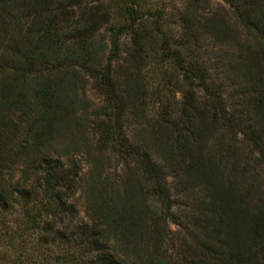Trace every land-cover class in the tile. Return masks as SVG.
<instances>
[{
  "label": "trees",
  "instance_id": "16d2710c",
  "mask_svg": "<svg viewBox=\"0 0 264 264\" xmlns=\"http://www.w3.org/2000/svg\"><path fill=\"white\" fill-rule=\"evenodd\" d=\"M66 2L78 5L77 0H0V48L11 55L9 62L14 63L18 72L15 84L1 92L0 105L11 102L26 110L28 126L19 156L26 173L33 168L39 170L35 172L36 184L28 189L0 187V207L32 209V222L37 230L47 234L44 244L76 240L78 248L86 253L83 255L88 260L86 264H137L144 250L155 249L152 236L160 235L162 220L153 218L145 203L132 202L131 192L137 190L136 185L141 187L139 177L152 186L162 202L169 203L163 166L153 162L156 158L181 176L188 187L200 186L206 193L204 199L211 200L207 211L201 214L202 221H197L199 238L194 252H205L209 258H196L193 264H264V196L256 204L244 206L240 205L241 197L234 193L239 185L236 180L255 190V183L248 180H255L259 168L264 174V22L260 23V36H254L256 48L251 53L254 65L249 68L248 78L244 75L248 86L245 95L250 96L247 110L228 113L220 91H213L206 84L202 67L194 75L193 66L188 65L185 83L191 87L189 82L198 80L197 87L204 92L203 102L210 106L211 113L210 109L200 112L196 99L186 113H180L178 120H172L173 114L163 110L157 115L161 117L159 123H149L142 129V139L148 144L139 145L135 136L130 142L122 132L121 117L126 103L117 89L109 60L101 64L102 48L94 39L98 22L92 18L76 21L66 34L63 32ZM137 7L135 1L125 6L126 24L109 28V57H117L119 37L126 32L133 34L135 27L146 19ZM254 25L259 27V22ZM142 34L134 35L140 50L147 37ZM178 57L181 59L182 55L178 53ZM67 63L87 70L107 103L119 112L113 124L107 122L97 127L98 150L109 148L122 163H133L124 182L123 199L116 196L104 199L105 194L92 186L88 223L73 228L69 235L66 228L64 232L56 228L73 217L67 197L75 185L77 166L70 163L65 168L59 158L49 154V148L70 136L76 125L78 85L77 79L67 73ZM47 67L51 68L49 72ZM60 69L63 71L54 73ZM191 111L196 115L189 116ZM240 121L245 122L243 129ZM234 130L245 131L246 145L235 138ZM251 150H256L257 159H252ZM231 182L235 184L233 187ZM196 210L200 212L199 207ZM130 251L135 255L134 261Z\"/></svg>",
  "mask_w": 264,
  "mask_h": 264
},
{
  "label": "rangeland",
  "instance_id": "374dc122",
  "mask_svg": "<svg viewBox=\"0 0 264 264\" xmlns=\"http://www.w3.org/2000/svg\"><path fill=\"white\" fill-rule=\"evenodd\" d=\"M132 1L137 3V9H140L146 19L135 27L133 34L126 32L119 37V50L114 59L109 57L111 46L108 30L114 25L126 24L123 10L125 6H131ZM77 2V6L65 3L63 32L68 34L76 21H89L92 18L94 22H98L94 39L102 48L101 64L105 65L109 60L112 70L115 71L117 89L126 103L124 115L121 117L122 132L130 142L134 141L135 136L139 145H147L148 142L142 139V129L149 123H159L161 117L158 118L157 115L163 110L173 114L172 120H178L180 113H186L191 107V101L196 99L199 102L198 108L202 109L200 112L204 109L209 111L210 106L203 102L204 92L197 87L198 80L188 81L191 87L185 83L184 76L188 65L193 66L191 70L194 75L202 67L206 84L213 91H220L219 95L224 99L228 113L247 110L250 96L245 95L248 86L244 75L248 78L249 68L254 65L251 63V53L256 48L254 36H260V23L264 22V0ZM14 15L20 16L18 13ZM17 21L18 19L15 20ZM258 22L259 27L256 28L254 24ZM141 32L142 36L147 37L140 50L138 43L134 41V35ZM178 53L182 55L181 59ZM9 57L11 55L3 47L0 48V98L1 92L14 85V79L18 78V72L13 68L14 63L11 65L9 62ZM65 66L69 76L77 79L76 125L74 124L70 136L55 142L49 148V154L53 158H59L65 168L70 163L77 166L75 185L67 197V203L73 209V217L67 218L62 227L57 225L56 228L59 231L66 228L69 235L73 228L88 223L92 207V186L105 194L104 199L111 196L123 199L126 192L124 182L131 173L128 168H132L133 163H122V159L109 148L98 150L97 127L107 122L113 124L119 112L112 104L107 103L97 81L87 70L71 63ZM50 69L47 67L46 72ZM62 71L63 69L53 72L58 74ZM25 112L26 110L17 108L11 102L0 105V187L7 190L32 187L36 184L35 172H39L33 168L26 173L25 163H22V157L19 156L28 126ZM194 115L196 114L193 111L189 114ZM243 123L245 122L240 121V129H243ZM241 131L234 130L235 138L246 145L248 141L243 135L245 131ZM251 151L252 159H257L256 150ZM153 159V162L163 166L169 203L166 204V200L162 202V197L155 193L152 186L139 177L141 187L136 185L137 190L131 192L132 202L145 203L151 216L162 220L160 235L157 238L152 236V247L155 249L144 250L143 258L136 263L193 264L196 258H209L205 252H194L199 238L200 224L197 221L201 220L202 212L207 211L210 198L204 199L206 193L200 186L188 187L175 171L156 158ZM262 171L259 168L255 180H248L249 183H255V190H249L251 187L248 188L246 183L241 184L240 180H236L239 185L234 193L241 197L240 205L256 204L264 196ZM229 184L231 187L235 185L233 182ZM207 190L210 192L209 188ZM197 207L200 208L199 213ZM33 215L32 209L26 211L22 206L11 209L0 207V264L88 262L83 257L86 253L78 248L76 240L63 239L54 245H45L43 241L47 234L37 230L39 228L35 227L31 219ZM203 239L202 235V241ZM117 253L122 255L119 250ZM129 256L135 260L132 251Z\"/></svg>",
  "mask_w": 264,
  "mask_h": 264
}]
</instances>
